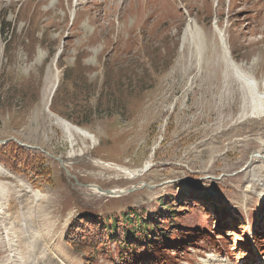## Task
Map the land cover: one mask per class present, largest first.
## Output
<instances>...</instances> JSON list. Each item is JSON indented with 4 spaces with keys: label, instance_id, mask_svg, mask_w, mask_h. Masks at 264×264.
Segmentation results:
<instances>
[{
    "label": "rangeland",
    "instance_id": "obj_1",
    "mask_svg": "<svg viewBox=\"0 0 264 264\" xmlns=\"http://www.w3.org/2000/svg\"><path fill=\"white\" fill-rule=\"evenodd\" d=\"M191 20L199 49L182 42ZM219 29L264 91V0H0V145L29 154L0 164L47 195L9 235L43 234L65 264H264V115L240 116ZM49 110L91 138L72 145ZM98 161L151 166L129 178ZM127 211L175 226L133 262L64 238ZM15 252L1 241L0 264L40 263Z\"/></svg>",
    "mask_w": 264,
    "mask_h": 264
},
{
    "label": "bare ground",
    "instance_id": "obj_2",
    "mask_svg": "<svg viewBox=\"0 0 264 264\" xmlns=\"http://www.w3.org/2000/svg\"><path fill=\"white\" fill-rule=\"evenodd\" d=\"M184 31L185 34L182 39L183 44L185 45L190 42L199 49L202 41L201 32L196 20H191L187 24L186 29ZM218 33L224 48V59L227 64L226 66H228L229 70H231L232 77L235 78V80L239 84L240 89L242 90L241 94L243 95L240 116L242 118L262 117L264 115V91L260 90L259 83L254 78V76L251 73L245 71L240 64L233 60L226 45V40L224 38L223 31L219 29ZM59 55L60 53H57L56 61L58 60ZM55 88L56 83L53 84L49 89H47V98H50L49 105L51 103L52 97L54 96ZM49 114L50 116L55 117L56 124H58L66 131L67 135L69 136V139L72 142V145H75L74 136L77 133H80L89 139L91 138V136L82 133L79 128L71 125L61 116L53 113L50 110ZM255 156L264 159L263 154L257 153V155ZM61 162L64 166L69 165L68 161L66 160H62ZM97 163L103 166H109L111 168H114L128 175L129 178L137 177L142 172L148 170L151 166L150 161H147L141 169L129 170L128 167H124L115 163H107L104 161H98ZM96 189L98 194L101 195H105V193L112 195L114 193H118L116 191L107 192L101 189L99 190L98 187H96ZM119 192H123V190ZM46 199V194L36 191L31 186V184H29L23 178H20L19 176L11 173L10 170L0 164V225L2 231L5 229V233L8 234L6 242L4 238H0V242L4 240L5 246H7L9 251L13 252V255L11 256H16L15 249H19L21 246H25L29 249L30 252L37 253V258H40L39 264H65L62 262L59 256L56 255V250L52 247V241L48 243L47 241L49 239L43 234L38 232L32 233L24 231L23 234L15 232L12 235H9L10 231L12 232V230H14V227L16 226L20 215L25 214L23 213V211L27 212L28 210H34V212L32 213L37 214L38 212L39 215L41 210L43 209V202Z\"/></svg>",
    "mask_w": 264,
    "mask_h": 264
},
{
    "label": "trees",
    "instance_id": "obj_3",
    "mask_svg": "<svg viewBox=\"0 0 264 264\" xmlns=\"http://www.w3.org/2000/svg\"><path fill=\"white\" fill-rule=\"evenodd\" d=\"M9 149H11L9 143L0 145V162L6 167L15 164L17 162L15 159H23L25 163L26 161L28 163L29 154L27 152H20L22 155L20 156L13 154ZM11 159L13 162H10ZM44 169L47 172L49 171V168L45 167ZM41 173L45 174L43 171ZM164 205L167 211L172 213L171 218H173L176 211L171 209V205L166 202ZM83 220L84 218H79L72 222L64 236L71 246H80L84 249L101 248V250L109 252L114 244L119 250L120 256L132 262L137 259V252L141 246L149 243L150 235H154L153 241H164L167 235L163 232L167 231L169 227L175 226L168 222L167 226L160 227L154 219L143 217L135 211H127L122 215L121 219L110 221L86 220L84 222ZM258 235L261 236L260 233Z\"/></svg>",
    "mask_w": 264,
    "mask_h": 264
},
{
    "label": "water",
    "instance_id": "obj_4",
    "mask_svg": "<svg viewBox=\"0 0 264 264\" xmlns=\"http://www.w3.org/2000/svg\"><path fill=\"white\" fill-rule=\"evenodd\" d=\"M60 162L62 161L61 159H59ZM62 163V162H61ZM62 166L64 167L63 163H62ZM65 168V167H64ZM66 172L69 173V170L67 168H65ZM107 192H110V191H107Z\"/></svg>",
    "mask_w": 264,
    "mask_h": 264
}]
</instances>
